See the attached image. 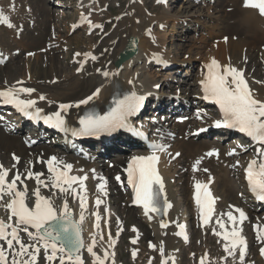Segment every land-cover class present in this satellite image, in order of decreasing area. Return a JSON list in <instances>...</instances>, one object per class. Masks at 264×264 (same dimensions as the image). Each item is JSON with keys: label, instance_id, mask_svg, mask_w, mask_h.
I'll list each match as a JSON object with an SVG mask.
<instances>
[{"label": "bare ground", "instance_id": "6f19581e", "mask_svg": "<svg viewBox=\"0 0 264 264\" xmlns=\"http://www.w3.org/2000/svg\"><path fill=\"white\" fill-rule=\"evenodd\" d=\"M38 1L42 2L43 0ZM38 1L32 0L31 2L32 4L37 5L39 4ZM79 1L80 0H74L69 5L74 11L72 17V14H65V16H63V11H60V14L57 15L59 16L58 18L60 20L61 18H70V20H67L68 32L76 29L78 25L84 29H82V31L84 32L85 40L84 48L83 50L77 49L79 51L73 53L71 57L72 63H75V68L71 71L65 72L66 69H63L59 65L57 56H55L56 54H54L51 50H44V53L40 54L39 52H34L35 60H40L41 64L45 63L46 69L40 70V72H38V69H35L33 67V62L29 60L26 63L27 65L25 66L23 75L12 79L8 78L5 80H0V89L16 84L17 81H23V86L32 87L36 89V92L31 95V98L36 99L40 94L46 96V99L43 101L37 100V106L42 108L44 112L49 113L59 110L60 103H74L80 99L87 97L88 95H91V93L97 87H100L101 93L98 98L89 102L88 105H81L79 108H70L67 113H65V118L68 124L79 121V118L81 117L83 111L90 108L98 110L100 113H104L110 108L113 97L121 96L122 94L129 91H136L137 94L144 95L147 100L151 99L155 101L160 105V107H164V109L171 108L170 111L178 110V113L180 112L186 115L190 114V126L195 127L190 131L191 134L192 131L200 127H204L206 125L205 121L209 117H211V115H209L210 113H208V111L211 110L202 109L203 105L197 100V91L199 89V86L197 87V84L200 82L203 74L206 71L204 65L207 64L211 58L215 57L218 61L221 62V64L231 63L235 67L242 68L245 72L246 78L249 80L250 86L255 90L256 94L258 95V98L264 99V83H259L264 82V68H261L260 66L259 69H256L259 63L264 64V47L261 45L263 44L262 41L264 39V16L260 15L257 9L245 7L243 0H225L224 2H227L231 7L230 11L232 10L231 13L226 14L223 12L222 8L218 12L220 13V15H215L212 13L210 14V9L213 8L211 6L207 7L205 16L209 17L210 19L213 18V23H211L210 25L204 24L205 30L207 31V35L212 39L219 38L221 37L220 35H224L225 33H229L230 36H228L229 38L225 43L223 41H217L215 47H210L207 50V52L205 53V57L202 59V68L198 69L197 73L194 75L195 92L193 94H187L186 96L181 97L183 101L187 102L188 105H186L185 103H180V105L177 106L169 105V101L158 97L159 93L157 90V86L164 85L163 80L166 78V76L162 75V68L158 67V69H154V64H158L159 66L162 65L159 60L154 58V54H159V56L162 57L164 61H167V63H165L167 64L166 66H172V63L177 61L180 64L182 62H185L184 59L182 60L178 58L177 53H172L173 51L166 50L167 41H165V39L162 40L160 35L166 26L171 25L170 30L172 32H175V28L178 22L183 24L185 21H187L188 17L196 15L195 13L190 12L192 8H195L197 6L195 5V2L193 3L192 0L188 1L185 4H180L178 8L175 7L172 10L170 9L174 5L173 1L171 4H159L161 11L157 14L152 15V13L150 14V12L147 11L146 3H141L140 1L138 2L135 0H128V2H126V5L123 6L125 8H123L121 12L114 16H111L106 11L110 3H100L99 0H81L80 2ZM199 1L200 4L204 0ZM47 6L48 5H46V7H38L39 12L42 15L41 22L44 26L40 29H38V27H34V29L37 30H29L26 33L25 31L24 33L20 32L21 30H19L18 26L16 25L17 20L13 16V14L0 8V11H3L4 14L9 17L10 22L13 25V27H8L6 24H0V35H2L3 37L4 35H7L9 38H12L11 41L10 39L7 40L8 38H4V42L8 43L9 46L13 44L17 46L16 48H8L9 46L7 44L6 45L8 47L0 45V53H2L4 57V66L6 64L13 63L15 59L17 60V56L19 55L20 50L23 49V47H26L27 41H30L32 46L33 44L36 45L37 43H41V39L45 37H43V32H45L44 35H46V25L50 23V18L52 17L47 9ZM229 6L227 9H229ZM82 15L86 16L88 20H91L93 24L101 25L102 27H92L87 23V21L82 22ZM201 15L202 13H199L200 17ZM228 15H231V17L228 18ZM116 18L117 20L116 22H114ZM227 19L231 22H228ZM105 20H111V24L113 23V25L110 28L109 25H107L108 27H106L107 29H105ZM161 25H163V27L159 28V26ZM90 30H92V32L88 36L87 33ZM52 35L53 36H50L48 39H45L46 37L44 38L46 41H48V45L52 43L58 44L62 42L59 40L56 34L53 33ZM96 35L98 37L96 40H94L93 37H95ZM129 39L136 40V52L134 55L130 56L129 58L127 57V59L120 62L118 59L119 55L126 48ZM0 41H2V38L0 39ZM256 41L261 44H259V46L256 45ZM66 45H68V43L63 44V46ZM64 50L68 52V49L64 48ZM87 52H91L93 55H95L96 59L92 60L89 57L87 59V62L84 63L83 69L78 72L77 69L81 67V62L84 61L83 53ZM77 53H80L81 55H76ZM41 54L42 57L45 59V62H42ZM195 55L201 56V53L197 52L196 54H194V56ZM195 58L199 59L200 57ZM203 68L205 70H203ZM97 69H101L102 71L107 70L110 73H116V75L104 77L102 75V71L97 72ZM130 80L133 81L132 84H129ZM177 84H179L178 80ZM183 85H186L185 87H188L191 86L192 83L186 82ZM22 97L28 98L26 94H22ZM49 101H52L53 103H49ZM191 106H194V109L196 111L195 113H193L192 116L191 112L193 110H191ZM185 110H189L188 113ZM198 111L201 112L202 118L197 117ZM161 115L162 114H160V116ZM168 117H170V115ZM191 119H194L196 121H193ZM145 121L153 122L155 121V119L149 117L145 119ZM134 124L136 127H139V123L135 122ZM147 126L148 124L143 125L144 129H147ZM167 126V124L162 123L156 128L165 129ZM173 126L176 134L182 131L180 125L178 126L174 124ZM24 127V125L21 127L20 124L17 123L11 124L10 129H6L5 127V129H3V126L0 124V164H3L6 168L12 169V171L9 173L10 177L14 175L17 170L21 173H24L27 168L31 167V169L35 172L44 173V177L42 178H46L48 175L46 161L49 157L55 155L73 165L71 174H86L88 176V179L85 182L87 188L88 203L87 209L85 211V220L82 225V235L86 243L90 242V233L96 231L94 227L95 216L93 215V213L99 212L101 215V231L104 234V240L100 241L97 248L95 249L98 253L102 254L103 249L108 247L109 231L111 233L113 231L112 237L117 241L114 248L109 249V251H116L115 249L119 238L124 235V233H121L119 231V236H117V231L125 226V218L127 216H133L135 218L133 219L136 223H134L135 225L132 224L130 226L131 237L129 239V245L126 246L130 258L134 260L140 258L138 249L140 245V240H142V238L146 235H149L150 240H148L147 238V248H145L143 251L144 255L146 256V259L143 264H149L150 261L157 259V256L159 257L157 264H161L162 257L158 251V245L161 241H163L165 244V258L174 257L175 264H179L181 250L184 247V243H182L174 233H176V230L178 228L177 225L179 223H183L186 225V227L189 226L191 229L190 219L194 218V212L196 213L197 211V205L194 204L195 201L193 198L195 191L194 184L197 180L202 183H207L209 177L212 178V182L211 184H209V188L213 195L217 198L219 194L222 195V198L217 199L216 205H221L222 203L224 204V202H226L225 207L228 209L224 210V212H221L218 209L214 213L213 222H211L207 226H204L202 225V222H199L197 229L202 234H206L207 231H210L212 237L216 239V249L224 251V241L222 237L216 236L213 233L212 229L213 227H215L217 231H220L219 226L215 224V217L219 216L221 213L228 212L230 208V205L227 204L225 197L232 195L231 191H233V184H231L230 179L233 175L232 172H234L235 170L233 167L227 164L229 161L228 159L232 158L231 164L235 162L237 165H239L243 162L241 158L245 157L244 155H240L238 157H226L225 155L224 157V153L230 151L232 145L237 144L239 142L237 137L234 138V140L226 142L228 143V146L226 147V149L224 148L223 151V148H221L220 145L225 142V138H214L211 139V142H213L214 144L204 146L203 144H201L194 147L192 144H195L194 142L196 139L205 138L206 136H201L198 138H193L190 136V140L181 143V147L177 146L176 144L174 147H172L173 144L168 145L169 141L166 142L165 137L157 136L156 141L164 145V150L158 151V153H156L159 156L157 166L161 176L163 177L165 192L168 200L172 204V207L168 209L167 214L164 215L162 218L156 217L154 214L151 213L150 215H152L153 218L149 220L148 217L145 214H142L138 209L130 207V195L127 192H122L125 191V182L123 175L121 174V172H119L118 169H111L103 172V169H98L95 166L94 161L95 159H97V156L95 154H92L93 152H90L87 147H80L82 148V150H84V153L77 155L76 147H66L62 143V140L60 138H53L48 141L47 143L48 145H50V147H48L46 150H41V148L38 150V147H32L33 144H36L38 141V144L41 145L39 134L34 133L35 129L34 132H30L27 136H24L25 141L21 139V141L25 145L24 146L22 142H19V138L21 137L17 135V132L23 130ZM151 137V142H153V135H151ZM218 141H221V143H219ZM111 142L116 148L120 147L119 145L121 142H123L124 144L130 143L131 146H135L136 148L144 147V143L137 138L136 134L132 133L127 134L125 132H120L115 136L113 140L110 141V143ZM94 145L99 146L100 152L106 153L111 148H113V146L110 147L103 143H95ZM211 149H218L219 155H214L210 157L206 156L205 154ZM30 151L31 153L29 154ZM177 153H180V155L177 156ZM185 153L189 156H193L192 160L189 161L190 166H178L184 162L183 155ZM13 154L20 157L19 163L13 160ZM148 154H150V152L148 151L141 152L137 151L136 149H133L130 151V154L125 159V162H127V160L129 159L128 157H132L134 155ZM200 157H204V159H202L200 165L198 166L199 170L194 171L192 166L194 162ZM253 158H255L254 153H251V156L247 158V162H249ZM99 159L98 161L102 160ZM42 160L44 161V163L41 162ZM173 161H175V163H173ZM29 162H31V164ZM122 162L123 160L117 161L118 164ZM14 164L15 168H13ZM106 166L108 165L104 163V168H106ZM110 168H112V165H110ZM203 169H208V171L205 172L203 171ZM117 176H120L119 181L116 179ZM185 176H187L188 178L189 187L186 189V192L185 190H183V192L181 193L179 183ZM101 177L104 179V181H106V194L99 193L97 188V185L101 183ZM23 178L24 177H22V179ZM185 180L187 179H183V181ZM237 181V195L239 198H242V196L244 197V194L242 186L240 184L241 181L238 179ZM25 183L30 189L36 187L34 179H26ZM42 192L45 195L50 194L49 189H42ZM97 195H100L101 199L104 202L99 206V208H97L95 205V199ZM111 196H114V205H116L115 202H117V200L121 197L125 201V208L122 215H120V213H115V210L109 208V200ZM68 200L70 209L73 211L76 218H78L80 211L78 200L73 199L71 196L68 197ZM244 200L245 201H243L242 199V202H240V204L242 203V206L239 205L238 202H235V204L237 203L236 207L231 205L233 206L231 207V210L233 211V214L237 217L239 214L235 212V208H240L245 211L247 219L243 222L242 225H239V227L242 228V235L245 237L247 242L246 257L248 256L249 250L257 249V257L255 259V263L259 264L260 259L258 255L260 249L264 247V240L257 239V229L254 228V226H264V214L262 216H257V205L254 203L253 198L249 197ZM56 203L57 205H60L62 203V200H57ZM6 215L7 214L5 210L3 208H0V217H6ZM161 219L168 223L167 228H161ZM223 219L227 221L226 216ZM133 226H135V229L137 231H133ZM227 226L229 227V229L231 228V224H227ZM246 227H249L247 230V237L243 233ZM97 239L99 240V238ZM133 239L136 240L135 244L132 243ZM149 242L156 244L157 249L149 247ZM206 248L207 247L205 243L204 249ZM133 249L138 250L135 258H133L132 256ZM224 253L225 256H227L225 251ZM82 254L86 261V264H92V258L86 252V250H82ZM238 257L239 252L237 251L235 262L233 261L232 257H227V259L229 261H232L233 264H239ZM203 258L206 259V257ZM114 261L115 264H121L119 261L116 260V252L114 256ZM42 263L43 261L40 258L39 264ZM209 263L210 260H207L206 264ZM107 264H111V260H109ZM169 264H172L171 259H169ZM198 264H200V260L198 261ZM244 264L248 263L244 261Z\"/></svg>", "mask_w": 264, "mask_h": 264}, {"label": "snow or ice", "instance_id": "6c2138e0", "mask_svg": "<svg viewBox=\"0 0 264 264\" xmlns=\"http://www.w3.org/2000/svg\"><path fill=\"white\" fill-rule=\"evenodd\" d=\"M243 3L245 7L257 9L259 14L264 16V0H243ZM81 21H87L92 27H102L93 24L83 15ZM0 24L13 27L9 17L3 11H0ZM83 56L84 61L77 69L78 72L83 69L89 57L92 60L96 59L91 52L83 53ZM154 58L161 63H167L159 54H154ZM3 59V54L0 53V62H3ZM204 68L206 71L199 82L204 93L203 98L214 102L221 113V118L214 121L215 127L237 129L261 145L256 149L257 157L248 162L244 172L249 191L258 201L264 202V99L258 98L242 68L235 67L231 63L221 64L215 57L211 58ZM102 75L109 77L116 73L103 70ZM132 83L133 81L130 80L129 84ZM35 92V88L25 87L23 81H17L16 84L0 89V103L12 105L25 117L42 120L51 127L64 132L70 131L75 136H99L101 133H112L121 128H128L130 127L129 118L143 107L145 101V96L137 94L136 91L126 92L114 98L113 105L102 115L94 110L89 111L79 118V128H69L65 113L70 108L88 105L99 97L101 88L97 87L91 95L74 103H60L59 110L49 114H44V110L37 106V100L43 101L46 96L40 94L33 99L31 95ZM22 94H26L28 98L22 97ZM49 103L53 102L49 101ZM197 117L202 118L201 112H197ZM0 119L3 118L0 117ZM200 131H206V129H200ZM150 147L152 148L150 154L132 156L125 169L127 183L131 185L134 192L133 203L143 206L144 214L149 220L153 218L151 213L166 215L168 209L172 207L165 192L163 177L157 168L159 156L156 153L164 150V146L153 143ZM228 154H235V149ZM176 155L179 156L180 153ZM205 155L218 156L219 152L218 149H211ZM202 159L204 157L194 162L192 166L194 171L199 170L198 166ZM13 160L19 163L20 157L13 154ZM41 162L44 163L43 160ZM46 165L48 175L42 178L44 173L35 172L31 167L24 173L17 170L10 177L9 173L12 169L0 164V208H3L7 214L6 217H0V264H39L42 252L46 264H86L82 250H86L90 255L92 264H107L109 260L111 264H115V252L109 249L114 248L117 241L113 239L110 231L108 247L103 249L102 254L95 250L99 242L104 240L99 212L93 213L96 231L90 233V242L86 243L82 235L88 203L85 183L88 176L71 174L73 165L55 155L47 159ZM203 171L207 172L208 169ZM26 179H34L36 187L30 189L25 183ZM100 179L101 183L97 185L98 191L106 194V181L102 177ZM116 179L119 181L120 176ZM211 182L212 178L209 177L207 183L197 180L194 184L193 198L204 226L213 222L215 204L218 199L209 188ZM42 189H49L50 194H43ZM69 196L78 200L80 209L78 218L70 209ZM57 200H62V203L57 205ZM102 203L104 202L100 195H97L96 207L99 208ZM235 212L239 214L238 217L231 210L216 216L215 224L219 226L220 231H217L215 227L212 231L224 241L223 249L227 256L221 259L226 261L227 257H232L235 262L238 251L239 264H244L247 242L239 225L243 224L247 215L240 208H235ZM225 216L227 221L223 219ZM227 224H231L230 229ZM160 226L167 228L168 223L161 219ZM177 227L179 231L174 234L182 236L187 241L189 237L185 231L186 225L179 223ZM254 228L257 229V239L264 240V226L255 225ZM120 230L117 231V236ZM133 231H137L135 226ZM132 243L135 244L136 240L133 239ZM149 247L157 249V245L151 242ZM137 251V249L132 250L133 258L136 257ZM158 251L162 257L161 264H169V259L172 264H175L174 257L165 258L163 241L159 243ZM260 253L264 256V248L260 249ZM200 264H205L203 257L200 259Z\"/></svg>", "mask_w": 264, "mask_h": 264}, {"label": "rangeland", "instance_id": "374dc122", "mask_svg": "<svg viewBox=\"0 0 264 264\" xmlns=\"http://www.w3.org/2000/svg\"><path fill=\"white\" fill-rule=\"evenodd\" d=\"M31 1L32 0H0V6H1L0 8H2L3 10H5L11 14H13V16L17 20L16 25L18 26L19 30H21L20 32L24 33V31H25V33H26L29 30H37V29H34V27L35 28L38 27V29H40L41 27L44 26L41 22L42 15L39 12V8H41V6L46 7V5H48L47 9H48V11L52 17L50 18V23H48V25H46V27H47L45 29L46 35H44L45 32H43V37L45 36L46 38L45 37L44 38L48 39L50 36H53L52 34L54 33L59 38V40L62 42L58 43V44L52 43V44L48 45V41H46L44 38H42L40 41L41 43H37L36 44L37 46L33 44V46H34L33 47L31 42L27 41L26 47H23V49L20 50V53L17 56V60L15 59V61H13V63L6 64L5 66L4 65L1 66V68H0V80H5L8 78L12 79V78L23 75L25 66L27 65L26 63L29 60L31 62H33V67L35 69L37 68L38 72H40V70H45L46 64L45 63L41 64L40 60L36 61L34 58V55H35L34 52H39V54H40V53H44L43 52L44 50H51L54 54H56L55 56H57V60L59 62V65L63 69L64 68L66 69L65 72L71 71L72 69L75 68V63H72V58H71L73 53H75L79 50H83V48H84V44H85L84 32L80 28L79 29L77 28L75 32L74 31L68 32L67 31V23H68L67 20H70V18H67V19L61 18V20H62L61 21L58 18L59 16H57L60 14V11H63V13H64L63 16H65V14H69V15L72 14L71 15V17H72L74 14V11L69 5L74 0H43L42 2L41 1L39 2L37 0L40 5L39 4L34 5V4H32ZM135 1H141L142 3L143 2L146 3L147 11L150 12V14L152 13V15L157 14L158 12L161 11V8L159 6H155L153 4V2H155L154 0H135ZM174 1H175L174 5H173V7H171L170 10L174 9L175 7L178 8L180 4H185L191 0H174ZM224 1L225 0H213L211 2V0H204L202 3L199 4L200 1L197 3L195 0H192V2L193 3L195 2V5H197V6L195 8H192L190 12L195 13L196 15H194L192 17H188L187 21H185L183 24L178 22L177 26L175 28V32H172L170 30L171 25L167 26V28H164L163 32H161V35H160L161 39L162 40L165 39V41H167L166 42L167 43L166 50L167 51H173L172 53H177L178 58L182 59V60L184 59V61H185V62H182L181 64L178 61L174 62L175 66H176V69H174V71L172 70L169 72V70H167V71H165V75H164V73H162V75H164V76H168V77L172 76L174 79H176V83H175V80L171 77L170 80H174V82H173L174 84L172 82H169V84H168L169 86H172L176 90L177 89L181 90V88L183 87L184 90L187 89L185 91H187L188 94L191 93L192 91L195 92V90H194V85H195L194 84V82H195L194 81V75L197 73L198 69L202 68V59L205 57V53L207 52V50L210 47H215V45L217 44V41H219V42L223 41L225 43L229 38L228 36H230L229 33H225V34L223 33L224 35H220L221 37L212 39L211 37H209L207 35V31L205 30V27H204V24L210 25L211 23H213V18L210 19L209 17L205 16L208 6H211L213 8V9H210V14L212 13L215 15H220V13H218V12L221 10V8L225 14L232 12V10L230 11L231 7L229 6V4L227 2L225 3ZM99 2L100 3H102V2L110 3L106 11L109 13V15L114 16V15L118 14L119 12H121L123 10V8H125L123 6L126 5V2H128V0H112V1H110V0L109 1L99 0ZM33 5L34 6L39 5L38 6L39 8L34 7ZM223 5H224V7H223ZM228 6H229V9H227ZM199 13H202L201 17L199 16ZM230 17H231V15H228V18H230ZM116 20H117V18L115 19L114 22H116ZM195 20H198V21H195ZM105 21H106L105 26H104L105 29H107L106 28V27H108L107 25H109V28L113 25V23L111 24V22H112L111 20L110 21L105 20ZM227 21L231 22L228 19H227ZM37 23H40V24H37ZM168 33H170V34H168ZM90 34H87V35L89 36ZM97 37L98 36L96 35L95 37H93V39L96 40ZM225 37H227V40H225ZM1 38H2V41H0V45L8 47L9 44L4 42V38H6V39L8 38L7 40L10 39V41L12 38H9L7 35H4V37L2 35H0V39ZM45 41H46V43H45ZM28 43H29V45H28ZM44 43H45V45H44ZM65 43H68V45L63 46V44H65ZM262 43L263 44L258 43V41H256V45L259 46V44H261L264 47V39H263ZM68 46H69V48H68ZM16 47L17 46H15L13 44V45H10L8 48H16ZM197 47H199V48H197ZM64 48L68 49V52H66V50H64ZM77 49H79V50H77ZM189 50H191V51H189ZM197 52H200L201 56H199V55L194 56V54H196ZM29 53H33V54L29 55ZM195 57H200V58L196 59ZM41 59H42V62H45V59L42 57V54H41ZM69 66H71V67H69ZM260 66H261V68H264V64L259 63V65L256 67V69H259ZM65 72H63V73H65ZM61 74H62V72H61ZM165 80H167V79L165 78L163 80V82ZM177 80L179 81V84H177ZM186 82L192 83L193 86L191 85V86L185 87L186 85H183V84ZM165 89H167V87L163 86L160 91L161 92L163 90L165 91ZM160 91H158V93ZM182 94H184L186 96L185 92H183V93L181 92V95ZM163 96H166V95H163ZM184 98H186V97H184ZM179 116H183V114L182 115L178 114L177 117H179ZM179 124L181 126L182 131L179 132L180 134H177L174 138H172V140L170 142V145L173 144L172 147H174L175 144L177 146L181 147V143L189 141L190 139H187V137H186L187 134H185V133H187V132H189V130L195 128L193 126L190 127L188 125V124H190V122H188V124L186 122H181ZM20 132H22V130L17 132V135L19 137L25 136L27 133L25 131V132L20 134ZM21 138H19L20 143L22 142ZM207 138H208V140H207ZM207 138H201V139L198 138L195 140V142H194L195 144H192V145L194 147H196V146L201 145V144H203V146L209 145V144H214L213 142L210 141L211 139H209V137H207ZM23 145H24V143H23ZM119 146L120 147L117 150H111L108 153V155L99 156L100 159L99 158H97V159H99V160L102 159V160L99 161L100 164H98L97 159H96L95 166L98 169H101V170L103 169V172L107 171V169L111 170V169L117 168L118 164L116 163V161L120 160L121 157L127 156L130 153L129 150L124 149L125 148L124 146H121V145H119ZM225 146L227 147L228 144L225 143L222 147L226 149ZM32 147H38V150L40 148H41V150H46L48 147H50V145L38 144V145H33ZM223 151H224V149H223ZM30 153H31V151L29 152V154ZM121 153H124L125 155H122ZM244 153H246V152H244ZM225 154L226 153H224V157H225ZM116 155H118V156H116ZM192 158H193V156H189L188 154L185 153L183 155V160L186 163L183 162L178 166H183V165L187 166L188 165V167H189L190 166L189 161H191ZM106 160L110 162L109 165L106 166L107 169L104 168V163L106 162ZM228 160L229 161L227 164L229 166L233 167L234 170H237V172L236 171L232 172L233 175H232V178L230 179V181H231V184H233L232 185L233 191H231L232 192L231 196L225 197V200L227 201L228 205H237V203L235 204V202H238V204L242 206V203L240 204V202H242V199L239 198L237 195V193H238V189H237L238 181H237V179L238 180L240 179V170L238 168H236V166H234L235 162H233V164H231L232 158H230ZM103 161H105V162H103ZM173 163H175V161H173ZM110 164L114 165L115 168L113 166H112V168H110ZM234 174H236V175H234ZM237 175H239V177H237ZM183 179H187V180L183 181ZM188 187H189L188 178H187V176H185L182 178V180L179 183V188H181V193L183 192V190H185V192H186V189ZM122 192L124 193V191H122ZM119 195H120V192H119ZM219 195H218V199L222 198V195H220V196ZM113 203H114V196H111V198L109 200V204L111 205L112 210H115V213H117V214L120 213V215H122L124 208H125V201L123 200V198L122 197L119 198L117 200V202H115L116 205H114ZM225 205H226V202H224V204L222 203L221 205L217 204V207H218L217 210L219 209V211L224 212V210L228 209L225 207ZM256 214H257V216H262L264 214V208H258ZM133 218H134L133 216H127L125 218V226H124V232H123L124 235L121 238H119V241H118L116 249H115L116 250L115 251L116 252V260L119 261L121 264H143L145 259H146V256L144 255L143 251L145 248H147L146 240H147V238H148V240H150L149 235L148 236L146 235L145 237L142 238V240H140V245L138 247L140 258H138L136 260L131 259L129 257V253L127 251L126 246L129 245V239L131 237L130 226L132 224L136 223L134 220L135 218L134 219ZM223 218H225V217H223ZM190 221H191L190 222L191 229L188 226L189 230H190L189 231L190 239H189V242L186 245H184L183 249L181 250V257L179 259V264H195L196 258L198 256L203 255L204 252H206L209 255V257L211 258L209 264H224V263L225 264L226 263L227 264H233V262L229 261L228 259L226 261L221 259L222 257H226V256H225L223 251L216 249V240H215V238L212 237V234H210V231H207L206 234H202L201 232H199V230L197 229L198 224L195 221V216H194V218L190 219ZM248 228L249 227H246L244 232H243L246 237L248 236V231H247ZM202 235H203V237H202ZM205 243H206V247H207L206 249L207 250L204 249ZM253 248H254V246H253ZM256 257H257V249L249 250L248 256L245 258V261L248 264L249 263L253 264V263H255ZM157 258H158V256H157ZM151 264H157V259H155L153 262L151 261ZM255 264H257V263H255ZM259 264H261V263H259Z\"/></svg>", "mask_w": 264, "mask_h": 264}, {"label": "water", "instance_id": "95a60500", "mask_svg": "<svg viewBox=\"0 0 264 264\" xmlns=\"http://www.w3.org/2000/svg\"><path fill=\"white\" fill-rule=\"evenodd\" d=\"M131 41H132V43L130 42L131 44H129V46H132V50H133V51H132L130 54H129V53L126 54L125 57H128L129 55H133V54L135 53V51H136V43H135L134 40H131ZM129 46H128V47H129ZM122 58H123V56H120V59H121V60H122Z\"/></svg>", "mask_w": 264, "mask_h": 264}]
</instances>
